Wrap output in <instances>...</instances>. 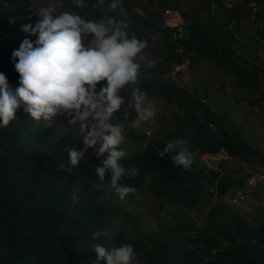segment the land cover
<instances>
[{
    "label": "trees",
    "instance_id": "1",
    "mask_svg": "<svg viewBox=\"0 0 264 264\" xmlns=\"http://www.w3.org/2000/svg\"><path fill=\"white\" fill-rule=\"evenodd\" d=\"M213 1L218 8L227 10L222 0ZM249 1L243 0L241 5L228 10L230 17L235 18V26L244 17ZM109 3L110 0H105L102 6H97L98 0H85L83 8L97 19L107 16L120 19L119 9L110 11ZM27 4V0H0V72L5 74L13 88L18 86L19 74L15 71L12 53L25 38L30 39L22 34V25L32 18ZM139 5L140 2L135 0H122L129 23L127 32L142 33L140 25L143 28L154 27L163 36L166 64H181L183 56L175 51L174 43L162 27L161 13L147 9L141 15L135 10ZM161 5L180 10L175 0H165ZM79 8L75 14H81ZM220 11L209 13L205 21L183 14L187 35L181 42L189 65L194 67L201 59L210 60L238 89L259 94L264 99V89L258 83L262 67L244 60L242 53L239 54L235 47L219 38L217 33L223 24ZM230 39L234 40L233 33ZM156 68L154 65L147 72L140 67L138 86L147 97L177 104L179 109L173 114L175 128L168 135L171 140L183 139L186 142L194 163L185 170L182 166L174 165L171 159L174 153L159 156L166 144L151 146L143 154L122 159L126 168L136 167L139 174L134 178L122 177L120 185L139 188L145 183L156 199L195 209L202 199L206 200L203 182L214 183L215 194L221 197L233 187L242 186L243 180L224 170L223 162L218 171L207 170L201 160L202 155L223 151L228 157L242 162L257 161L264 167V151L253 148L237 128H232L230 119L216 111L215 101L205 87L201 88V96H196L194 92L187 93L161 74L151 73ZM100 86L98 84L97 88ZM131 88L126 85L121 94ZM35 121L21 105L16 118L8 126L0 127V264H94L87 253L96 244L106 248L117 246L120 240L117 222L130 221L133 216L123 208L96 206L88 189L79 188L78 193L82 197L73 206V183L83 178H93L110 184V174L106 173L105 179L99 181L95 166L101 165L102 158L81 160L77 167L68 172L67 169L71 167L69 155L56 151L50 140L51 130L45 128L41 121L38 124ZM124 136L134 140L139 138L134 133H124ZM58 162L62 165H58ZM220 208V213L215 207L211 208V213L221 217L216 231L228 242L227 248L210 254L208 248L200 246L197 233L187 234L196 226L183 221L181 225L171 227L165 242L160 245L168 264H264V259L258 253H264V247L260 246L264 243V216L257 226H253L226 205L220 203ZM96 231L104 234L93 239L92 234ZM182 243L188 247L184 260L177 256ZM251 245L256 248L255 252L249 250Z\"/></svg>",
    "mask_w": 264,
    "mask_h": 264
},
{
    "label": "clouds",
    "instance_id": "2",
    "mask_svg": "<svg viewBox=\"0 0 264 264\" xmlns=\"http://www.w3.org/2000/svg\"><path fill=\"white\" fill-rule=\"evenodd\" d=\"M104 2L98 0L97 6ZM73 3L77 7L85 6V0H73ZM61 4L62 0H49L47 5L35 9L39 17L35 26L22 25V31L38 34V38L35 41L25 38L12 53L15 71L19 74L17 87H11L5 74L0 72V127L8 126L16 118L21 105L33 119L46 122L45 128L53 127L57 116L68 118L75 138L82 137L84 147L66 149L71 163L67 171L77 167L91 148L100 160L102 158L101 165L95 166L99 181L105 179L106 173L110 174V188L124 199L134 193L135 188L121 186L119 181L125 176L134 178L139 170L126 168L122 163L127 156L119 147L125 139V127L123 122L114 124L112 120L125 104L121 90L126 85L133 88L128 105L136 113L132 126L139 127L156 115L155 104L147 101L146 93L138 86L140 64L137 58L147 59L141 54L148 42L129 36L122 0H110L108 6L110 11L119 9L120 19L107 16L99 21L86 20L67 11L56 14ZM148 63L154 65L155 61ZM129 115L125 112L124 119ZM185 144L183 139L169 141L159 156L174 153L171 155L174 165L188 170L194 160ZM78 200V194L73 192L72 205ZM103 234L96 231L92 238ZM92 249L106 264H136V253L130 243L112 248L96 244Z\"/></svg>",
    "mask_w": 264,
    "mask_h": 264
},
{
    "label": "rangeland",
    "instance_id": "3",
    "mask_svg": "<svg viewBox=\"0 0 264 264\" xmlns=\"http://www.w3.org/2000/svg\"><path fill=\"white\" fill-rule=\"evenodd\" d=\"M175 1L180 7L179 11L183 21L184 15L192 19L205 21L209 13L214 14L217 10H221L223 24L217 33L219 38L225 44H231L235 47L239 54L242 53L244 60L259 64L262 67L258 83L264 89V51L257 46L254 39L250 36L249 32L251 29L249 24H243L240 30L239 23L235 26V18L230 17L231 12L218 8L213 0ZM27 2L28 10L32 16L27 24L35 26V23L39 20L35 9L47 5L49 0H27ZM80 8L81 14L78 15L82 18L92 21L101 19L92 17L86 9ZM64 11L78 12L73 0H62V4L57 8L56 14ZM141 15L143 14L141 13ZM230 24L236 28L240 35L238 42L230 39L232 34V30L229 29ZM139 28L142 33L128 31V34L129 36L135 35L138 39L148 42V47L141 54L146 56L147 59L137 58L140 67L150 72L154 65L157 66L155 72L151 73L161 74L168 82H174L187 93L194 92L196 96H201V88L205 87L215 101L214 107L216 111L226 115L231 121L232 128H237L242 137L253 148L264 151V99L260 98L259 94H251L247 90L241 91L238 89L223 71L216 69L215 65L207 59H201L194 67H190L189 62L185 59L178 65H173L170 62L166 64V49L162 42V34L152 26L143 28L140 25ZM22 34L27 35L32 41L38 38V34L31 35L24 31ZM243 48L245 51H243ZM149 60L155 61L154 65H150L148 63ZM121 95L125 98V104L114 114L112 122L114 124L123 122L125 134L134 133L139 136L136 140L126 136L124 142L119 146L127 152V156L143 154L151 146L160 147L161 144L165 145L172 141L168 132L175 128L173 114L179 109L176 103L172 101L167 103L164 100H154L152 97H147L148 102L155 104L156 115L154 119L142 122L139 127H133L132 121L136 118V113L128 107L132 100L133 88ZM125 112L130 113L127 120L124 119ZM34 123L38 124L39 122L35 121ZM41 123L45 124L46 122L41 120ZM49 129L52 132L50 140L56 151L68 154L66 149L70 146H74L77 150L84 147L83 138H75V131L68 124V118L57 116L54 126L49 127ZM91 158L98 157L93 149L89 148L85 153V158L81 160L86 161ZM201 160L206 164L207 170L213 169L215 171L221 169L220 163L223 162L224 170L232 173L236 179L242 178V184L244 183V178L250 172L264 175V167L259 162H242L236 158L228 157L223 151L214 155H202ZM58 165H62V163L58 162ZM72 188L78 194V197H82L78 193L79 188L90 190V197L93 198V204L96 206L119 207L131 213L133 216L132 220L118 221L116 224L120 236L117 246L123 243L132 244L136 253V264H168L163 257L160 245L165 242L171 227L181 225L183 221L193 223L196 226L195 230H188L187 234L193 235L194 232L197 233L200 246L208 248L210 254L214 255L222 252L228 246V242L216 231L221 222L220 215L211 213V208L213 207L218 209L219 213L221 212L220 203H213L215 194L214 183L203 182L206 200L202 199L199 207L195 209H186L167 200L156 199L149 192L145 183L141 187L135 188L134 193L127 194L124 199L119 198V195L110 188V184L98 182L93 178H83L73 183ZM244 190L246 191V198L242 204L229 205L227 207L238 217L253 226H257L264 216V179L255 186L244 187ZM260 246L264 247V243H261ZM187 249L188 247L182 243L177 251V256L184 260L187 255ZM249 250L255 252L256 248L251 245ZM258 253L264 259V253ZM87 254L94 264H106L105 260L98 259V255L94 250Z\"/></svg>",
    "mask_w": 264,
    "mask_h": 264
},
{
    "label": "built area",
    "instance_id": "4",
    "mask_svg": "<svg viewBox=\"0 0 264 264\" xmlns=\"http://www.w3.org/2000/svg\"><path fill=\"white\" fill-rule=\"evenodd\" d=\"M165 0H140V5L136 7V11L140 14L145 10H156L161 13V25L166 29L171 41L175 45V51L183 56L187 62L188 57L184 51L182 40L186 37V29L181 13L170 7H162L161 2ZM243 0H222L224 9H235L237 5H241ZM244 17L239 22V28L242 29L243 24H249L251 31L250 36L254 39L257 46L264 51V0H250L245 8ZM246 15V16H245ZM229 29L232 30L233 39L238 42L240 35L231 24ZM243 34V33H242ZM204 101V100H203ZM207 156V155H205ZM264 179V175L256 172H250L244 179L242 186H235L229 192L221 197L214 194L213 203H222L226 206L241 205L246 198L244 187L255 186L259 181Z\"/></svg>",
    "mask_w": 264,
    "mask_h": 264
},
{
    "label": "crops",
    "instance_id": "5",
    "mask_svg": "<svg viewBox=\"0 0 264 264\" xmlns=\"http://www.w3.org/2000/svg\"><path fill=\"white\" fill-rule=\"evenodd\" d=\"M207 156H208V154H207Z\"/></svg>",
    "mask_w": 264,
    "mask_h": 264
}]
</instances>
